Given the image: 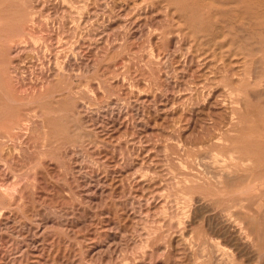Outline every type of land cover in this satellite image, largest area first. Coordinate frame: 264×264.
I'll list each match as a JSON object with an SVG mask.
<instances>
[{"label": "rangeland", "instance_id": "1", "mask_svg": "<svg viewBox=\"0 0 264 264\" xmlns=\"http://www.w3.org/2000/svg\"><path fill=\"white\" fill-rule=\"evenodd\" d=\"M162 1L1 19L0 264H264V44Z\"/></svg>", "mask_w": 264, "mask_h": 264}, {"label": "bare ground", "instance_id": "2", "mask_svg": "<svg viewBox=\"0 0 264 264\" xmlns=\"http://www.w3.org/2000/svg\"><path fill=\"white\" fill-rule=\"evenodd\" d=\"M22 1V0H21ZM160 1H162V0H160ZM163 1H165V0H163ZM163 1H162V3H163ZM180 1H183V0H169V2H180ZM186 1H188V3H189V7H190V5H192L191 7H193V6H197L198 8H203L201 11H202V13H204V15L205 14H207L206 12H203L205 9V6H203V5H205L204 3H206V5H208L207 7H216V8H220V9H222V8H224V7H233V8H235V10L234 11H236V12H238V17H236V18H239V16H241L243 19H246V20H249V22L251 23V24H253L252 26V33H253V35H257V36H255L256 38H258L259 39V37H260V40H258V41H260V43H262V44H264V12L263 11H261V10H263L264 9V0H186ZM187 3V4H188ZM17 3H15L14 2V0H0V22L2 21L1 19H5L6 18V20H7V15H8V13L10 12V11H19L18 10V7H17V5H16ZM182 4H183V2H182ZM179 5V4H178ZM168 6H169V4H168ZM178 7V6H176L175 4L173 5V7ZM181 7H182V5H181ZM190 7V8H191ZM194 8V10L195 9H197L196 7H193ZM184 9V8H183ZM231 9V8H230ZM229 9V10H230ZM191 10V9H190ZM228 10V9H227ZM233 10V9H232ZM22 11V10H21ZM184 11H185V9H184ZM199 11V10H198ZM197 10H196V12H198ZM200 11V12H201ZM233 11V12H234ZM181 12V11H180ZM210 12H211V8H210ZM219 12H221V11H219ZM218 12V13H219ZM224 12V11H223ZM226 12V11H225ZM233 12H231V14H232V17H233ZM236 12H234V13H236ZM12 13V12H11ZM202 13H200V15H199V17H200V22H204L201 18H203V14ZM216 13V12H215ZM215 13H213V14H215ZM14 14V13H13ZM12 14V15H13ZM188 14V13H187ZM193 14V13H192ZM195 14V13H194ZM198 14V13H197ZM208 14L209 15H211L209 12H208ZM208 14H207V16H208ZM237 14V13H236ZM236 14H234V16L236 15ZM186 15V14H185ZM184 14L182 15V16H185ZM196 15V14H195ZM215 15H217V13L215 14ZM215 15L213 16V18L215 17ZM226 15H227V13H226ZM190 16V15H189ZM188 16V17H189ZM194 16V15H193ZM192 16V17H193ZM202 16V17H201ZM218 16V15H217ZM216 16V17H217ZM221 16V15H220ZM229 16H230V11H229ZM185 17H187V15L185 16ZM191 17V18H192ZM204 17H206V16H204ZM210 17V16H209ZM9 18V17H8ZM219 18V17H218ZM226 18H227V16H226ZM184 19V18H183ZM199 19V18H198ZM210 19V18H209ZM209 19L207 18V21H209ZM215 19V18H214ZM222 19V18H221ZM224 19V18H223ZM228 19V18H227ZM226 19V20H227ZM9 20V19H8ZM192 20V19H191ZM195 20V19H194ZM202 20V21H201ZM205 20V19H204ZM225 20V21H226ZM17 21H20L19 19L17 20ZM196 21H197V19H196ZM3 22V21H2ZM205 22H206V20H205ZM204 22V24H208L209 25V23H205ZM224 22V21H223ZM228 22H230L229 20H228ZM236 22V21H235ZM239 22H240V20H239ZM19 23V22H18ZM212 23V22H211ZM238 23V22H237ZM246 23H247V21H246ZM249 23V24H250ZM2 24V23H1ZM186 24V23H185ZM198 24H199V22H198ZM224 24V23H223ZM230 24V23H229ZM240 24V23H239ZM189 25V24H188ZM211 25V24H210ZM8 26H9V24H8ZM16 26V25H15ZM207 25H205V27H206ZM219 26V25H218ZM233 26V25H232ZM236 26V25H235ZM238 26H241V25H238ZM238 26H236V28H238ZM189 27V26H188ZM209 27V26H208ZM216 27V26H215ZM215 27H213V28H215ZM226 27V26H225ZM231 27V26H230ZM243 28H244V26H242ZM245 27H246V25H245ZM9 28V27H8ZM216 28H218V27H216ZM221 28V27H220ZM223 28V27H222ZM221 28V29H222ZM232 28V27H231ZM243 28H240L239 30L242 32L243 31ZM249 27H247V29H248ZM1 30H0V34H4L5 32H6V30L5 29H2V28H0ZM13 29V28H12ZM246 29V28H245ZM8 30V29H7ZM192 30V29H191ZM198 30H199V28H198ZM197 30V31H198ZM219 30V32H221L220 31V29H218ZM217 30V31H218ZM238 30V29H237ZM10 31V30H9ZM212 31V30H211ZM215 31V30H214ZM213 31V32H214ZM246 31H248V30H246ZM193 32V31H192ZM196 32V31H195ZM199 32H200V30H199ZM216 32V31H215ZM239 32V31H238ZM240 32V33H241ZM245 31H243V33H244ZM9 33V32H8ZM190 33V32H189ZM206 33V32H205ZM195 34V33H194ZM199 35H200V33H198ZM197 34V35H198ZM208 34V33H207ZM221 34H223L222 32H221ZM216 35H218V34H216ZM232 35V34H231ZM235 35V34H234ZM236 35H238L237 33H236ZM240 35V34H239ZM242 36V35H241ZM246 36V35H245ZM245 36H243L244 38L243 39H246L245 38ZM10 37V36H9ZM220 37V36H219ZM222 37V36H221ZM239 37V36H238ZM249 37H250V35H249ZM215 38H216V36H215ZM256 38H253V40L254 39H256ZM5 39V38H4ZM219 39V38H218ZM251 39H252V37H251ZM216 40V39H215ZM214 40V41H215ZM0 41H2V39L0 40ZM6 41V40H5ZM213 41V42H214ZM249 41V40H248ZM254 41H256V40H254ZM257 41V42H258ZM247 42V41H246ZM251 42V41H250ZM249 42V43H250ZM245 43V42H244ZM248 43V42H247ZM246 43V44H247ZM252 43V42H251ZM211 44V43H210ZM261 44V46H263ZM249 45V44H248ZM251 45V44H250ZM249 45V46H250ZM246 47H247V45H245ZM256 46V45H255ZM255 46H252L251 45V47H255ZM258 46V45H257ZM257 46L254 48L255 50V52H256V49H257ZM260 46V47H261ZM219 47V46H218ZM250 47V48H251ZM250 48H248L249 50H246V53L245 54H250V53H247V51H251L250 50ZM258 48H259V46H258ZM247 49V48H246ZM253 50V49H252ZM220 51V50H219ZM217 52V51H216ZM220 54V53H219ZM257 57V56H256ZM230 62V61H229ZM257 62V61H256ZM222 71V70H221ZM234 112H236V111H234ZM264 132V131H263ZM261 134V133H260ZM260 142V141H259ZM260 144V143H259ZM234 158V157H233ZM244 161V160H243ZM241 162V161H240ZM248 162V161H247ZM232 166H235V165H232ZM226 170V169H225ZM231 171V170H230ZM227 172V171H226ZM227 176V175H226ZM229 177V176H228ZM227 177V178H228ZM226 178V179H227ZM263 182V181H262ZM247 186V185H246ZM248 187V186H247ZM223 230V229H222ZM234 241V240H233Z\"/></svg>", "mask_w": 264, "mask_h": 264}]
</instances>
